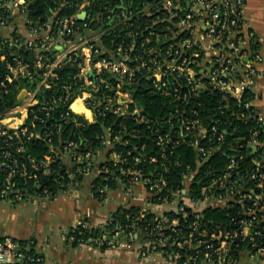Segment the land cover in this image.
<instances>
[{
  "label": "built area",
  "instance_id": "obj_1",
  "mask_svg": "<svg viewBox=\"0 0 264 264\" xmlns=\"http://www.w3.org/2000/svg\"><path fill=\"white\" fill-rule=\"evenodd\" d=\"M47 1L50 12L33 19L31 14L36 0H0V67L4 70L0 72V199L17 203L34 197L29 192V184L36 179L41 165L26 153V146L33 138L42 137L34 125L28 123L35 106H41L39 110H44L48 117L64 107L60 115L63 120L55 125L59 131L65 122L73 120V114L87 123L96 122L107 114L133 119L156 132V143L164 159L169 149L173 152L180 142L188 141L197 154L198 167L220 152L226 131L220 128L221 119L214 120L210 127L204 123L203 115L194 104L199 102L197 98L217 92L222 98L224 95L240 100L250 94L244 102L248 111L241 113L239 119L255 118L264 125V116L254 106V89L263 56L257 47L256 35L244 17L245 0H149L135 14L126 12L124 3L114 8L110 4L105 7V19L110 24L105 29L100 25L103 18L93 17L88 10L93 0ZM74 5L76 10L69 13ZM141 15H146L148 20L137 25L133 19L140 20ZM94 24L97 27H93ZM119 27L125 32L117 48L106 47L103 33ZM22 49L32 52L31 61L20 56ZM52 49L56 51L54 57L51 56ZM74 56L79 59L78 72L62 82H54L60 79L57 70ZM33 65L42 70L38 76L32 71ZM28 78L35 80L36 87L22 89L19 101L8 105L5 99L12 91L11 86ZM56 84L58 87L51 97H40ZM140 84L149 87L152 93L180 103L175 104L168 115L155 117L145 112V107L134 98ZM77 101L89 110L90 118L76 110ZM36 114L35 118L38 117ZM74 122L78 127L83 124L77 118ZM262 132L260 138L258 131H254L247 144L261 150L255 160L258 168L243 177L234 175L243 155L234 156L221 176L202 187L201 199L190 195L198 168H187L183 188L178 191L167 188L168 180L163 174L148 175L132 166L120 168L123 177L113 175L111 178L125 191H130L136 184L145 185L152 204L175 202V212L184 215L188 209L199 213L205 209H198L201 204L225 208L228 204L247 203L233 232H213L207 240L194 241V232L199 230V224L195 222L194 231L178 245L198 248L206 244L216 258L211 254L209 262L204 264H239L240 259L264 264V128ZM50 135L45 131L43 136L49 143L52 142ZM103 138L105 148L99 153L106 152L104 163L108 160L115 164L126 163L127 157L112 150L113 144L122 140L121 135H114L107 129ZM77 147L75 141H69L64 147L53 145V155L48 156L47 163L52 159H73L87 164L81 172L94 173L95 155L87 153L83 156L76 152ZM133 160L135 165L142 160L152 163L155 157L138 155ZM100 172L101 166L96 174ZM110 190L108 185L101 189L107 193ZM155 198L163 202L158 203ZM166 214L158 215L164 224L178 223L177 218L171 220ZM78 225L86 227L87 223L81 221ZM198 234L207 237L205 230ZM136 237L133 231L117 230L111 238L91 237L81 245L126 247ZM70 240L75 237L71 236ZM235 241V247L247 243L239 259L232 255ZM33 243V239L23 245L10 236L0 238V264H46ZM164 246L162 238L151 239L140 255L147 258L151 253H161L171 264H178L180 255ZM183 264H198L197 257L188 258Z\"/></svg>",
  "mask_w": 264,
  "mask_h": 264
},
{
  "label": "trees",
  "instance_id": "obj_2",
  "mask_svg": "<svg viewBox=\"0 0 264 264\" xmlns=\"http://www.w3.org/2000/svg\"><path fill=\"white\" fill-rule=\"evenodd\" d=\"M146 1L149 0H93L88 10L93 17L100 16L103 18L100 25L105 29L110 26L108 24L109 21L105 19V7L107 5L111 4L112 8H114L116 5L124 3L126 6L125 11L135 14L142 8ZM35 6V10L31 14L33 19L45 16L50 12V4L47 0H36ZM76 8V5L71 7L69 13H73ZM147 20L148 17L146 15H141L140 20L135 17L133 22L138 25ZM93 27L97 26L94 24ZM124 32L125 30L121 27L116 28L114 31H105L102 35L105 46L108 48H117ZM55 53L56 51L52 49L51 56L54 57ZM19 54L22 58L29 61L33 57L32 52L24 49ZM78 61L79 59L74 56L72 61L66 62L62 68L57 70L60 79L54 82L59 83L75 75L78 72ZM1 71L4 72L0 67ZM32 71L35 73V76H38L42 72V70H39L34 65L32 66ZM35 87L36 82L31 78L16 82L11 86V93L6 96V103L8 105L15 104L19 101L18 95L22 89H33ZM56 87L58 85L52 89L45 90L40 94V97H51ZM150 90L146 85L140 84L134 92V98L145 107V112L155 117L168 115L175 104L180 103L179 100H174L175 102L171 101L169 97L152 93ZM250 96V94H245L242 99L238 100L230 96L224 97V95L222 98V95L213 92L196 99L199 102H195L194 104L197 105V109L203 115L204 123L210 127L214 120L221 119L223 124L220 123V128L226 131L223 142L221 143L220 152L212 156L208 161L203 162L200 167L197 166L198 157L195 149L188 141L180 142L173 152L169 149L167 157L165 159L162 158L161 148L156 143V132L144 124H137L133 119H125L107 114L104 117H99L96 122L87 123L83 118H79L73 114V120L71 118L65 122L59 131L55 125L63 120L60 115L64 107L53 111L48 117L44 110H39L41 106H35L34 111L30 113L28 123L29 125L33 124L34 129L42 137H35L28 142L26 153L32 155L41 167L36 172V179L30 181L29 192L33 196L54 199L70 187H81L89 190L95 198L103 200L107 196V191L102 192L101 189L105 185H108L109 189H117L120 184L111 177L113 175H121L120 168H127L129 166L140 168L148 175L163 174L168 180L167 188H170V191H178L183 188V176L187 173V168L189 167L191 170H197L198 168L191 185L190 195L194 199H201L203 197L201 194L202 187L210 184L213 178L221 176L226 171L228 163L234 156L243 155L241 165L235 169L234 175L243 177L248 171L258 168L255 160L259 157L261 150L248 146L247 144L253 138L254 131H258L257 136L260 138L263 137L262 130L264 125L255 118H250L246 121L239 119L241 113L248 111L244 107V102ZM35 112L38 115L37 118L34 117ZM76 118L83 123L79 127L74 122ZM107 129L112 130L114 135L117 133L121 135L122 140L116 141L113 144L114 147L112 150L121 153L123 157H127L126 163L115 164L108 160L101 165V172L98 175L92 172L84 174L80 169L85 168L87 164L85 162H75L73 159H67L65 161L52 159L47 163L48 156L53 155L52 146L60 145L64 147L69 141H75L77 143L78 147L76 152L81 155L84 156L87 153L97 155L105 148L102 141L105 130ZM45 131L51 133V143L44 140L43 136ZM138 155L142 157L146 155L153 156L155 157V161L151 163L150 161L142 160L141 163L135 165L133 157ZM105 170H108V172ZM45 190H47V193H45ZM165 195L166 193L163 194V196ZM155 199L158 203L163 202L157 198ZM245 206H247V203L245 205L228 204L225 208L209 206L199 213L188 209L185 215L174 211L168 212L166 215L171 220L178 219L177 224H173L172 222L164 224L161 221V217L149 210H142L138 207H120L112 214L110 221L107 223L94 225L84 220L87 223L86 227L76 225L69 230L68 235L69 238L71 236L75 237V240L71 241L72 245L79 246L91 237L101 238L107 236L111 238L117 230H123L124 233L133 231L137 234L135 240L141 242L162 238L165 241L164 249L180 255L178 264H183L188 258L195 256L197 257L198 264H204L205 262H209V256L213 253L212 250L206 247V244H201L197 248L187 246V244L179 246L178 242H182L189 237L194 231L193 225L195 222L199 224V230L194 232V241L199 239L207 240L209 238L208 236L213 232L223 230L233 232L237 228ZM204 230L207 231V237L205 238L198 234V232ZM20 241L25 245L28 240ZM236 243V241L233 243L235 251L232 255L235 259H239L243 254V250L247 248V243H240L239 247H235ZM33 245L36 247V242ZM108 247L106 244L101 246L103 249ZM32 249L34 252L36 251L35 248ZM212 258H216V255L212 254Z\"/></svg>",
  "mask_w": 264,
  "mask_h": 264
},
{
  "label": "crops",
  "instance_id": "obj_3",
  "mask_svg": "<svg viewBox=\"0 0 264 264\" xmlns=\"http://www.w3.org/2000/svg\"><path fill=\"white\" fill-rule=\"evenodd\" d=\"M243 13L256 35L263 56V62L259 65L260 76L254 89V106L264 116V0H245ZM74 107L80 114L91 117L80 101ZM105 159L106 152L93 157L95 174ZM150 200L151 194L143 184L134 185L130 191L111 189L103 200L95 198L89 190L81 187H70L54 199L34 196L17 202V205L0 199V238L34 239L36 250L44 256L46 264H171L161 253L141 257L140 252L146 242L134 240L126 247L103 249L94 244L74 246L68 235L71 228L84 220L94 225L107 223L120 207H138L157 215L177 209L175 202L154 205ZM206 207V204H201L198 209ZM220 207L223 208V205ZM244 264L252 263L244 260Z\"/></svg>",
  "mask_w": 264,
  "mask_h": 264
},
{
  "label": "rangeland",
  "instance_id": "obj_4",
  "mask_svg": "<svg viewBox=\"0 0 264 264\" xmlns=\"http://www.w3.org/2000/svg\"><path fill=\"white\" fill-rule=\"evenodd\" d=\"M18 203H16L17 205ZM239 264H244V260L243 259H240V263Z\"/></svg>",
  "mask_w": 264,
  "mask_h": 264
},
{
  "label": "water",
  "instance_id": "obj_5",
  "mask_svg": "<svg viewBox=\"0 0 264 264\" xmlns=\"http://www.w3.org/2000/svg\"><path fill=\"white\" fill-rule=\"evenodd\" d=\"M61 49V48H60Z\"/></svg>",
  "mask_w": 264,
  "mask_h": 264
}]
</instances>
